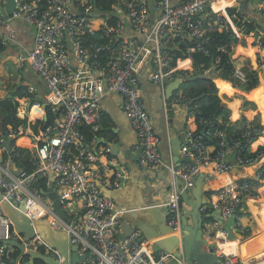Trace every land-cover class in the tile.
<instances>
[{
	"label": "built area",
	"instance_id": "2783aa9c",
	"mask_svg": "<svg viewBox=\"0 0 264 264\" xmlns=\"http://www.w3.org/2000/svg\"><path fill=\"white\" fill-rule=\"evenodd\" d=\"M82 1L85 4L83 10L76 0H45V8H41L38 1L16 0L10 17L3 16L0 11V29L11 28L13 19H21L35 26L33 48L26 55H21L19 61L22 65L27 63L46 83L49 92L47 106L57 115L51 128L33 136L30 157L34 167L32 172L18 167L19 173L15 175L5 162L0 163L2 201L24 212L32 220L48 219L52 228L68 234L70 245L78 246L79 254H87V258L78 264H166L175 258L174 253L153 252L139 229L120 236L121 219L115 211V200L101 191L100 184L108 188L119 184V177L110 179V161L103 158L104 151L98 147L100 136L97 133L103 129L101 101L112 93L123 96L131 126L142 148L140 166L143 169L160 166L163 162L161 140L139 89L141 66L150 60L151 82L166 86L179 76V72L187 70L178 63L172 64L168 53V46L174 45L176 38L190 43L189 52L214 56L223 48L211 42L209 32L227 28L229 24L233 29L232 38L255 37L253 52L257 55V65L250 61L251 56H246V52L242 53L247 57L246 66L239 67L234 62L237 55L231 61L234 66L232 76L244 84L249 82L250 74L264 67V28L259 19L248 15L247 10L252 4L253 10L257 9L264 16V0H182L177 3L176 0H155V7L151 6L150 0H120L104 13L98 11L95 0ZM230 8H236L238 13L230 15ZM156 9L160 14L154 21L153 11ZM101 16L111 19L109 23L101 22L98 32L92 21ZM126 24L135 33L144 35L143 43L134 36L126 37ZM249 24L253 28L247 33ZM0 34L3 43L11 41L14 36L11 33ZM96 34L98 36L94 40L92 35ZM214 59L220 62L219 56ZM194 69L193 66L189 71L196 73ZM208 72L209 69H206L204 74ZM174 99L178 103H189L180 90ZM198 107L197 103L193 105L195 115ZM31 109L41 117L45 114L41 103H33ZM215 120L226 123L219 117ZM212 122L203 119L207 125L203 133L196 130L188 134V143L182 148V156L188 160L174 173L183 181V188L191 190L201 173L229 172L235 165L252 168V174L234 179L220 189V207L216 205V209L222 208L221 214L225 220L235 217V227L247 237L252 229L247 223L248 213L243 209V203L254 194L253 183L248 178H264V163L259 164L264 150H256L255 156L248 158L242 156L243 149L249 147L251 150L255 141L251 138L236 156V163H230L227 159L228 149L234 151L241 141L230 137L224 138L218 151L213 154L212 146L205 138L224 137L225 133L218 128L210 129ZM83 124L92 127L95 132L93 137L84 136L80 130ZM247 124L245 122L244 126ZM253 132L260 134L262 129L254 128ZM16 133L11 130V135ZM243 137L250 138L247 129ZM51 176L54 177L53 187L64 214L58 212L53 199L48 196ZM42 178L47 179L46 190L38 185ZM185 190L172 193L167 204L169 224L176 230L181 223V193ZM45 197L51 199L52 207L45 203ZM24 204L26 211L21 208ZM238 207L240 213H236ZM201 210L208 215L213 212L207 205L202 206ZM224 232L227 236L228 231L224 229ZM205 234L211 236L209 230ZM15 242L18 247L25 246V251L15 264H30L24 257L31 248L63 260L57 249L40 235L30 240L23 238L0 203V264H13V260L3 256L14 248ZM219 255L225 264L240 262L235 253L219 252Z\"/></svg>",
	"mask_w": 264,
	"mask_h": 264
},
{
	"label": "crops",
	"instance_id": "0c3cea01",
	"mask_svg": "<svg viewBox=\"0 0 264 264\" xmlns=\"http://www.w3.org/2000/svg\"><path fill=\"white\" fill-rule=\"evenodd\" d=\"M7 1L8 0H1L0 6L6 7L8 3ZM27 1L33 2L36 0ZM150 1L151 6L155 7V0ZM180 1L182 0H176V3ZM248 9V15L259 19L262 27L264 28L263 14L261 12H257V9L253 10L254 6L252 4L248 7ZM98 11L101 12L99 9ZM159 14V10L156 9L153 11L154 21L158 18ZM7 17H10V15ZM125 21L127 20L125 19ZM126 25L128 26L124 33L126 37L134 36L138 38L141 43H143L145 40L144 35L135 33L128 24ZM10 26L11 28L0 29V32L2 33H11L12 36L14 34L13 39H10L11 41H5V43H3V38L0 34V45L2 46L0 49V103L2 105L7 104L5 109L0 107V110H6L4 116L8 118L10 122L19 126L17 129V127L15 128L12 124H9L6 134L0 130V140L4 142L2 150L7 152V154L9 153L7 159H4L3 161L0 159V163L5 162L9 169L14 172L18 171V167L15 166L14 163V157L16 158L18 154H13L12 149L14 148H9L10 141L15 138L18 140L21 139L25 143L17 145H26V147L30 148L32 151L33 147H29V143L33 140L34 135L43 130L42 124L47 121L44 119V116L47 115L48 109L50 108L47 106L49 92L46 83L34 70L31 69L27 63L22 65L19 61L21 55H26L27 51L33 48L36 31L35 26L29 25L21 19L11 20ZM7 43H11V45L5 47V44ZM18 45L23 46V48ZM248 51H250V49H248ZM239 52L240 53L237 55V59H235L234 62H236L239 67L246 66V56L249 55L246 54L245 56L242 54V50H239ZM8 62H16L14 72H9ZM178 66L189 70L193 67V62H191V59L180 60L178 61ZM151 67L152 63L150 60H146L141 66L138 74L139 89L146 110L152 119L155 132L159 135L161 140L160 150L163 162L160 166L154 169H143L140 166L139 161L136 163H129V168L123 167V176L118 170L112 167L108 169L110 179L115 180L116 177H119V184L112 188H108L106 186L104 187L115 192V211L118 212V216L121 219L120 236L127 235L135 229H139L142 233V237L152 247L158 240H168L174 238L173 236H175V232L169 229V227H172L169 224V211L162 210L161 208L162 206L168 204L172 193L179 190H185V188H183V184H180V181L182 183L183 181L176 173H174V171L179 170L183 166L185 158L182 156V148L188 143V134L195 132L198 125L196 123V115L192 112L190 104L178 103L174 99L176 97V92L179 90L183 92L184 85L182 82L185 79L178 76L173 81L166 84V86L152 83L150 80ZM208 73H210V71ZM215 74H218V72L215 71ZM4 79H10L9 81L12 88L10 91L5 89L6 85ZM173 84L176 85V88L173 90L172 95H169L168 88ZM261 86H264V83H262ZM24 90L28 93V95L20 99L19 94L24 92ZM220 96L225 102L231 103L234 101V99L229 98L230 95L226 91H220ZM253 97L259 106L256 98L257 95H254ZM16 102L19 104L17 107V117L20 119V123L13 120L11 116L12 111L16 106ZM35 102L41 103L45 108V114L42 117L31 109L32 104ZM235 109L237 111L238 108ZM261 113V123L264 126V112L261 111ZM100 115L101 119L102 116L108 118L112 125L111 131H107L106 134L102 133L100 137V145L98 147L100 151H104L103 158L109 160L111 164H118V160L114 156L108 155L110 146L101 143L102 140L108 139L118 144L116 151H120L123 156L124 163L130 162V158L137 153V151L141 148V145L136 131L131 126L123 96L118 93H112L105 96L101 101ZM236 116L237 113L234 112L233 118ZM11 130L17 131V133L11 135ZM263 138L264 133L252 143L251 151L255 152L264 146V142H261L260 144L258 143V140L261 141ZM4 148H7L8 150H5ZM16 150L17 149H15V151ZM227 159L230 163H236V155L233 150L228 149ZM263 163L264 156L259 164L262 165ZM251 169H244L235 165L229 172L220 174L212 172L201 173L200 176H202L203 181L202 186L208 196V202L206 204L207 207L212 208L214 211L217 208L216 205H219L218 194L220 189L230 184L234 179L244 178L252 174L253 170ZM121 178H123V181H121ZM263 186L258 190L259 196L257 198L249 197L245 200L246 206L243 205L245 206V209H243L248 213L247 223H251L250 227L253 230L252 234H250V236L248 235L249 237H246L245 240L256 237L258 250L253 254H248L249 252L247 250L242 252V245L245 240H240L239 238L228 239V235L226 236L224 232L225 224L219 225L212 222V220L208 222V225L205 228V232L209 230L211 236L209 237L205 235L204 240L207 241V244H205L204 250H208V246L211 244L215 246L217 254L221 252L225 254L235 253L237 256L239 255V264H247L246 262L248 260H250L249 264H264V199H262L261 194ZM0 195V203L2 204V194L0 193ZM3 206L4 205H2V207ZM3 209L5 211V208ZM5 213L14 223L16 231L23 236V238H26L28 235L25 232H21L17 228L15 219H13L6 211ZM29 220L33 225V231H36L35 235H40L44 241L45 239L38 230L37 224L43 231L48 230L49 232L51 229L57 232V230L52 228L48 219ZM189 220L191 221V217ZM45 221L47 222L46 227L40 223ZM163 228H166L169 231H163ZM61 239L67 240V242L69 241L68 236H65V239L63 236H58V240L62 241ZM16 244L17 243L15 242L14 248L17 250L19 248L20 250V247ZM168 244L170 243L167 242L165 245ZM226 247L228 250H226ZM178 248L179 246L174 243L171 244L168 251L171 253H177L179 252L177 251ZM256 257H258L257 261L255 259ZM18 260L19 256L17 257V261ZM20 262L24 263L22 261Z\"/></svg>",
	"mask_w": 264,
	"mask_h": 264
},
{
	"label": "trees",
	"instance_id": "16d2710c",
	"mask_svg": "<svg viewBox=\"0 0 264 264\" xmlns=\"http://www.w3.org/2000/svg\"><path fill=\"white\" fill-rule=\"evenodd\" d=\"M39 2L41 8H45L46 3L45 0H36ZM26 2V1H25ZM97 8L101 12H108L111 10L112 6L115 3H120V0H95ZM76 3L80 7L81 10L84 9L85 4L82 0H76ZM229 14L232 15L234 13H238L236 8H230ZM242 10L241 12H243ZM233 16V15H232ZM111 17H98L92 21L97 31L101 29V22L109 23ZM113 21L111 20V23ZM229 26V27H228ZM249 33L252 30V25L248 26ZM233 29L227 24V28L223 29H213L209 32L211 35V42L215 45H220L223 49L222 51L216 52L214 56H206L203 53L197 52L192 53L188 51V47L190 43L183 38H176L174 40V45L168 46V53L171 56L172 64L176 65L179 60L191 59L193 62L194 70H197L196 73L194 71L184 70L183 72H179V76L184 78L185 80L182 82L184 85L183 95L188 98L190 107L192 111H194L193 105L199 104V107L196 109V123L198 125L197 131L199 133H203L205 130L206 124L203 123V119H208L209 122L213 121L209 126L210 129L214 130L216 128L223 130L225 136H212L206 137L205 141L212 146V153L215 154L219 147L221 141L224 138H235L241 139L239 147L235 148L234 152L237 155L240 154L241 148H243L248 142H250L251 138L253 140L258 139V137L262 136L264 133V126L261 123V110L255 100L253 99L254 95L263 94L264 95V86H261L264 83V67L255 69L253 73L250 74V81L247 83H242L237 78L232 76L234 71V66L231 61L234 59V55H238L242 50L246 52L249 56H251L250 61L254 65H257V55L254 50L255 41L254 36L247 35L243 38H232ZM98 34L92 35L93 39L96 40ZM173 41V39H172ZM2 46L0 45V49ZM250 49V51H248ZM220 57V62H217L214 58ZM249 61V66L251 63ZM259 66H261L259 64ZM206 69H209L210 73L204 74ZM215 71L218 74H215ZM245 88H244V87ZM226 91L230 96V99H234L233 102L228 103L225 102L221 96L220 91ZM20 99L24 98L28 95V93L24 90L21 94H19ZM263 97V96H262ZM260 98V97H259ZM259 103L264 108V100H259ZM235 104V106H234ZM18 102H16V106L12 111V119L16 120L20 123V119L17 117V107ZM5 106V105H3ZM235 108H238L237 111ZM6 110H0L1 113V122H0V130L5 134L8 131V125L12 124L15 128L19 125L10 122L8 118L4 116ZM236 112L237 116L233 118V113ZM48 119L42 124V128L47 130L51 128L56 120V115L48 109L47 112ZM217 117L221 118V120H225V124L220 123L215 120ZM102 125L103 129L100 130L97 134L101 137V134H106L107 131H111L112 125L108 118L102 116ZM245 122H248L246 126H244ZM254 128L262 129L260 134H256L253 132ZM248 130L250 133L249 137H243L245 130ZM81 132L84 134L86 138H91L95 135L92 127L90 125H81ZM263 143L264 138L261 141L258 140V143ZM23 140H18L17 138L10 141L9 148H14L13 154H18V156L14 157V163L17 167L24 169L28 172H32L34 167L30 161L31 150L30 148L24 146H19L17 144H24ZM4 142L0 140V159L2 161L7 159L8 154L2 150ZM32 140L29 143V147H31ZM15 149H17L15 151ZM259 150H264V146L259 148ZM256 153L252 152L249 147L243 149L241 155L248 158L251 156H255ZM249 181H252V188L254 190V194L251 197H258V190L260 187L264 185V178L252 180L248 178ZM38 185L44 190L47 189V179L42 178L38 181ZM262 199H264V186L261 191ZM243 205L246 206L245 202ZM19 250V248H18ZM13 248L11 251L4 255V258H8L13 260V264L16 263L17 257L21 255V249L18 251ZM18 254V255H17ZM26 260L31 259L30 255H25ZM34 264H45L43 260H35Z\"/></svg>",
	"mask_w": 264,
	"mask_h": 264
},
{
	"label": "water",
	"instance_id": "95a60500",
	"mask_svg": "<svg viewBox=\"0 0 264 264\" xmlns=\"http://www.w3.org/2000/svg\"><path fill=\"white\" fill-rule=\"evenodd\" d=\"M7 6L2 7L0 6V11L3 16L7 17L12 15L14 9L16 7V0H8ZM177 83V82H176ZM244 87V86H243ZM176 88V85L173 84L169 86L168 92L169 95H172L173 90ZM245 88V87H244ZM46 107V106H45ZM44 119L47 120L48 116L45 115ZM101 143L110 146V151L108 153L109 156H114L118 160V164L114 165L111 164V168L118 170L119 173L123 176L124 170L123 167H130L129 163H136L140 162L142 158V148H140L137 153L130 158V162H125L123 160V156L120 151H116V147L118 144L111 140H102ZM127 153V152H126ZM188 159H185L186 161ZM18 171H14L15 175H18ZM123 181V178H121ZM54 177H50V186L48 188V196H50L54 200V207L58 210L60 214H64V211L61 208V202L56 196L54 187H53ZM180 184L183 183L180 181ZM203 181L202 176H199L196 180L195 186L191 190H185L181 193V201L183 203L182 208V216H181V223L178 230H174V227H169L170 230L175 232L174 238L168 240H158L155 242L154 246H152L153 252L158 254L160 251L169 252V248L171 244L176 243L179 246V252L174 253L175 258L171 261H168L166 264H225L222 258H220L219 254L215 249L214 245L209 244L208 250H204L205 244L207 241L204 240L205 237V228L208 225V222L212 220V222L217 223L219 225H224V229L228 231V239H236L239 238L240 240H245L246 237L240 232L239 229L235 227V217L231 216L228 220L224 219L223 215L221 214L222 208L215 209L211 214H204L201 210L202 206L206 205L208 202V196L206 195L203 189ZM101 191L106 196L115 197V192L113 190L105 188L102 184H100ZM191 192V193H190ZM192 194V196H191ZM1 199V195H0ZM3 208L5 211L15 219L17 228L21 232H25L28 236L26 237L27 240L32 239L36 231H33V225L30 222V218L24 214V212L19 211L18 209L12 207L8 202L2 201ZM22 210L26 211V205H22ZM162 210H168V206L164 205L161 208ZM240 207L237 208L236 213H240ZM191 217V221L189 218ZM35 222V221H34ZM46 227L47 222H40ZM36 226V223H35ZM38 230L43 235L45 241L49 243L52 247L57 249L60 255L63 257V260L60 258H56L54 256H50L49 254L43 253L39 250L29 249L26 252V255H30V263L34 264L35 260H43L45 264H78L80 261H83L87 258V254H79L78 253V246H71L69 241L67 240H58V236H65L67 237L68 234L63 232H55L53 230H46L43 231L40 226L37 224ZM163 231H169L166 228L162 229ZM178 240V241H176ZM170 243L165 245L166 243ZM21 249V253L25 251V246H19Z\"/></svg>",
	"mask_w": 264,
	"mask_h": 264
},
{
	"label": "rangeland",
	"instance_id": "374dc122",
	"mask_svg": "<svg viewBox=\"0 0 264 264\" xmlns=\"http://www.w3.org/2000/svg\"><path fill=\"white\" fill-rule=\"evenodd\" d=\"M22 1H26V2H29V1H27V0H22ZM9 45H11V43H7V44H5V47H7V46H9ZM8 70H9V72L11 73V72H14L15 71V67H16V62H8ZM10 79H4V81H5V85H6V90H11L12 88H11V84H10V81H9ZM1 81V80H0ZM5 94V93H4ZM263 96V97H262ZM260 97V98H259ZM257 102H258V104H259V107H260V110L261 111H263L264 112V109H263V106L259 103V100H264V95L263 94H258L257 95ZM2 104L0 103V107L1 108H6V105L5 106H1ZM45 203L48 205V206H51L52 207V201H51V199L50 198H47V197H45ZM243 208L245 209V206H243ZM70 214V213H69ZM251 224V223H250ZM253 231V230H252ZM252 234V233H251ZM250 236V235H249ZM249 236H247V237H249ZM36 246H38V244H35ZM259 252H260V250H259ZM248 253V252H247ZM249 254V253H248ZM256 256V255H255ZM256 259V261L258 260V257H256L255 258ZM31 264V263H30Z\"/></svg>",
	"mask_w": 264,
	"mask_h": 264
},
{
	"label": "bare ground",
	"instance_id": "6f19581e",
	"mask_svg": "<svg viewBox=\"0 0 264 264\" xmlns=\"http://www.w3.org/2000/svg\"><path fill=\"white\" fill-rule=\"evenodd\" d=\"M256 244H257L256 237H252L251 239L249 238V239L245 240L244 244L242 245V252H245L247 250L249 252V254L255 253L258 250ZM227 246H228V244H227ZM226 250H228L227 247H226ZM246 263L249 264L250 260H248Z\"/></svg>",
	"mask_w": 264,
	"mask_h": 264
},
{
	"label": "clouds",
	"instance_id": "9594fccd",
	"mask_svg": "<svg viewBox=\"0 0 264 264\" xmlns=\"http://www.w3.org/2000/svg\"><path fill=\"white\" fill-rule=\"evenodd\" d=\"M42 252V251H41ZM44 253V252H43ZM220 256V255H219ZM221 258V257H220ZM223 260V259H222ZM30 262V259L28 260ZM224 261V260H223Z\"/></svg>",
	"mask_w": 264,
	"mask_h": 264
}]
</instances>
